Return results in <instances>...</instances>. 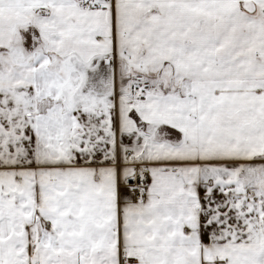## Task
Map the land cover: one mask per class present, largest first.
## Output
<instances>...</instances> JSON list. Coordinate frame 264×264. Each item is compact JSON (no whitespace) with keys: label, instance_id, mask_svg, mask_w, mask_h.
<instances>
[{"label":"snow or ice","instance_id":"obj_1","mask_svg":"<svg viewBox=\"0 0 264 264\" xmlns=\"http://www.w3.org/2000/svg\"><path fill=\"white\" fill-rule=\"evenodd\" d=\"M0 264H264V0H0Z\"/></svg>","mask_w":264,"mask_h":264}]
</instances>
